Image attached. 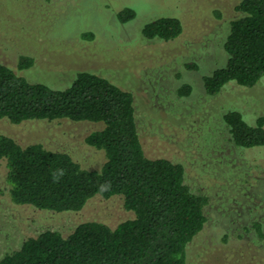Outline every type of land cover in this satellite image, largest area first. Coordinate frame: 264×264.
I'll use <instances>...</instances> for the list:
<instances>
[{
	"label": "rangeland",
	"instance_id": "374dc122",
	"mask_svg": "<svg viewBox=\"0 0 264 264\" xmlns=\"http://www.w3.org/2000/svg\"><path fill=\"white\" fill-rule=\"evenodd\" d=\"M239 0H0V60L33 82L63 88L80 71L109 77L134 94L145 152L182 163L186 182L209 197L204 229L187 248L188 264H264V146L245 148L231 138L224 114L239 110L249 124L264 115V78L251 87L229 81L216 95L204 77L228 61L225 42ZM132 8L136 16L121 21ZM162 16L178 17L183 32L166 41L144 36V26ZM92 37H84L85 33ZM196 63L198 68L189 67ZM190 84V93L179 88ZM101 124V123H100ZM97 122L70 119H0V132L21 144L41 142L68 151L88 169H99L105 151L86 136ZM0 159V259L30 236L47 229L67 235L81 222L116 227L135 216L122 195H95L80 211L54 212L16 204Z\"/></svg>",
	"mask_w": 264,
	"mask_h": 264
},
{
	"label": "trees",
	"instance_id": "16d2710c",
	"mask_svg": "<svg viewBox=\"0 0 264 264\" xmlns=\"http://www.w3.org/2000/svg\"><path fill=\"white\" fill-rule=\"evenodd\" d=\"M236 7L241 15L230 24L227 64L204 77L210 95L218 94L229 81L251 87L264 78V0H239ZM135 16L130 7L119 13L124 22ZM182 32V22L175 16L156 18L143 28L145 37L166 41ZM33 63V57L21 56L18 69ZM188 66L198 68L196 63ZM18 69L0 60V119L13 124L64 118L101 123L86 142L104 150L106 160L101 168L88 169L68 151L41 142L23 145L0 132V159L6 162L12 201L71 212L83 209L95 195H122L125 207L135 216L116 227L83 221L67 235L44 230L6 253L0 264H188V245L208 220L209 197L192 190L182 163L146 154L133 92L92 71H80L70 85L58 88L33 82ZM191 89L185 84L179 94ZM224 120L236 145L264 146V115L249 124L241 111L232 109Z\"/></svg>",
	"mask_w": 264,
	"mask_h": 264
}]
</instances>
